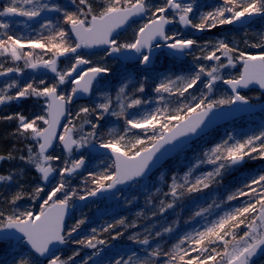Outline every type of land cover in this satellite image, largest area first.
I'll return each mask as SVG.
<instances>
[{
    "label": "snow or ice",
    "instance_id": "snow-or-ice-1",
    "mask_svg": "<svg viewBox=\"0 0 264 264\" xmlns=\"http://www.w3.org/2000/svg\"><path fill=\"white\" fill-rule=\"evenodd\" d=\"M72 3L77 4V0H72ZM194 4L195 0L188 3H182L180 0H163L161 4H153L151 0H103L99 10H94L89 0H78V5L82 7H77L76 11H68L59 4H49L43 0H9V3L0 10V18L19 16L26 17L27 21L41 17L45 12L62 13L63 22L68 26L67 29L59 27L51 19H47L40 25L41 29L49 32L47 36L41 32L35 38H26L9 34V30L17 21L0 19V29L4 30L0 34V57H10L12 61L23 60L24 68L33 70L42 68L55 75V82L51 84L41 79L38 83L33 80L21 86L18 81L12 80L0 88V105L22 98L43 99L46 105L44 115L37 114L30 119L21 113H15L0 117V120H17L13 135L35 141V145H28V154L19 157L21 161L35 168L45 182H48L54 173L60 177L59 182L46 194L47 198L43 200L38 213L32 210H14L12 214L5 216V213L0 211V243L8 242L10 230H15L23 235L32 249L28 257L21 255L16 258L14 264H42L38 257H44L47 264H75V257L80 255L77 250L64 259L57 254L55 246L68 243L73 234L78 233L87 222V217H83L70 230L65 229V217L72 206L70 201L78 195L76 190L69 187L71 182L69 178L85 167L87 157L81 153L78 158L65 160L64 166L58 169L54 162L59 161L60 157L52 155L49 150L57 141L70 155L74 151L95 146L93 141H96V129L100 126L98 122L86 120V123L92 124L93 130L81 135L79 139L74 138L76 128L71 119L59 136L56 135L57 128L61 118L65 117L66 113L70 115L68 105L73 103L74 98L78 94L91 95L94 88L100 91L102 86L97 87L98 78L109 74L111 69L94 65L91 59L86 58L78 50L106 45V56H112L114 53L122 55L135 53L137 55L134 58L147 71L152 64L154 48H166L170 50L168 55L180 57L198 45L195 39L182 38L178 33L170 35L166 31L168 25L179 23L204 32L217 26L237 23L243 25L253 17H264V0H222L221 6L199 14L198 22H194L192 16ZM133 17L147 19L138 28L131 42L120 43L116 39L117 30L128 24ZM261 39L264 41V36ZM209 45L211 50L207 51ZM253 46L264 47V44ZM25 47L31 51L24 52ZM36 49L42 50L44 54L50 53V58L44 59L42 55L34 57ZM201 53L202 55L196 59L214 63L210 66L197 64L187 75L177 76L175 79L165 77L154 89L161 104H165L166 96L177 98L178 106L174 110L165 105L143 111L144 106L150 101L140 98L136 93L145 92L144 83H140L132 94L126 91L127 84L122 85L115 96L116 108H113V99L107 91L102 92V103L91 109L80 108L76 113L77 118L81 114L87 116L98 112L97 121L103 120L107 114L122 118L125 128L124 135H114L107 141H98L99 149H107L115 157L114 170L105 168L103 172H90L88 175L94 187L88 189L85 195H79V200L108 193L118 185L144 177L150 170V165L164 155L161 149L166 144L178 140L181 136L197 135L198 131L207 126L206 120L211 122L219 115L227 114L220 111L225 107L231 109L233 105H249V98L241 94V88L258 84L264 89V54H246L237 47L230 46L226 40L207 42L201 47ZM69 56L74 62L63 70L59 69V59ZM238 62H242L243 72L238 77L226 79L222 73L229 67H235ZM24 68H5L0 64V76L22 73ZM147 79L145 76L144 80ZM218 82L228 85L232 94L212 98ZM63 85H68L70 91L62 90ZM198 85L207 90L200 91L199 96L190 92L194 89L199 90ZM12 89H16L14 94H10ZM189 100L190 102H186ZM130 109L138 111L133 113L129 111ZM134 129L140 130L142 135L133 133L134 140L130 139L125 143L126 136ZM167 151L168 149H165V152ZM157 153H160V156H157ZM14 159L16 157L11 152L0 154V161ZM246 159L264 160V130L242 139L228 135L226 139L204 152L202 158H198L182 178L177 179L175 176L172 178L169 192L165 195L173 199L170 202H160V213L172 209L181 198L202 193L214 184L220 183L229 169L242 165ZM205 164L212 165V170L194 176L196 169ZM14 179L12 173L0 174V183L7 184ZM42 192H44L42 186H37L31 193L18 190L7 202L16 206L18 201L25 198H39ZM60 193H63L62 198L58 196ZM242 196H249V202L210 221L203 230L185 233L170 251L162 252L157 245L145 259L139 258L135 252L127 257L102 256L104 249L99 246L106 245L107 241L99 238L96 228L91 229L92 235L72 240V243L95 250L82 264H88V261H93V264H152L151 258L161 255L168 257L166 264H252L253 258L264 250V173L252 178L243 189L229 194L227 200L234 201ZM211 208L212 205L201 208L194 216L203 217L211 212ZM124 224L125 220L120 219L99 231H109ZM242 225L245 230L242 233L236 231ZM130 226L135 227L134 224ZM172 231L173 228L166 227L163 233ZM163 233L157 231L154 235L161 237ZM121 235V232H117L111 239H117ZM229 236L231 239L226 238ZM129 240L140 245H150L149 236L141 239L139 233L129 236ZM217 245L223 250L218 251ZM192 253L196 255L193 256Z\"/></svg>",
    "mask_w": 264,
    "mask_h": 264
},
{
    "label": "trees",
    "instance_id": "trees-1",
    "mask_svg": "<svg viewBox=\"0 0 264 264\" xmlns=\"http://www.w3.org/2000/svg\"><path fill=\"white\" fill-rule=\"evenodd\" d=\"M202 6L205 7L203 4H201L198 8V11L201 10ZM211 6L212 5H209L208 7ZM261 28L264 29V24H262ZM177 64L179 66L176 68ZM186 64V61L180 62L175 59H168L167 63H165V66L160 64L158 67H155L152 74L146 73V75H142L140 72H136L135 74L131 75L132 78L130 79L124 75H117V80L115 82L112 81L113 79L111 80L110 89L111 91L115 92L110 95L115 96L117 93L116 91H118L119 88L124 84H127L126 91L128 94H132L135 92V89L139 87L140 83H144L145 92L136 93V95L140 98L150 101V103L144 106L143 111L146 110L145 108H149L151 105L160 107L161 103L159 102L157 94L154 91L155 87L165 77L175 79L177 76H180V74L176 75L175 69L180 72L181 70L185 71L188 69ZM4 67H18V65L15 63V61L9 60L4 63ZM169 71L171 74H173V76L170 75ZM145 76L148 77L146 81L144 80ZM258 95L261 96L260 93H258L257 96ZM98 99L99 98L97 97L96 100ZM94 100L95 97H93L89 103L93 105V103L96 101ZM93 106L91 108H94ZM19 109H23V114L31 117L30 111L32 108L30 107V104L25 106V108H13L11 106L10 111L8 110L7 112L4 107H1L0 117L7 116L10 113L12 114L15 112V110ZM129 111L134 113L137 112L138 109H130ZM97 115L98 112L91 113L90 115H87L86 118L87 120L93 118V123L98 122L100 125L96 129V142L100 140L107 141L111 123L105 119L97 121ZM251 117L264 119V113ZM243 120L244 118L242 120L240 119V121ZM0 122H2V120H0ZM121 128L122 131H124L125 123L121 125ZM223 130H225V133L229 130V128L225 127ZM250 134L252 135L253 133ZM9 135L10 132L4 126L0 125V154L12 152V146H15L14 142L12 141L13 136ZM208 138V136L201 137L199 140L189 145L190 148L187 147L189 149L182 151L174 159L166 163L164 167L151 178L144 181H139L133 184L127 191L120 192L122 193L123 197L122 203L118 209L112 208L113 210L107 212L106 215H102L99 218L91 219L90 215H87V222L80 228L78 233L73 234V236L69 239L66 248L62 249L57 254L61 255L62 258L67 259L69 256L73 255L75 251L79 250L80 255L75 257V264H82L83 260L87 259V257L95 250L84 248L80 245L72 243V240L90 236L93 234L91 229L96 228L98 230L99 238L107 241L106 245L99 246L104 249V251L101 253L102 256L118 258V255H124L127 257L128 255H131L135 252L139 258L145 259L148 257V254L152 251V249L157 247V245H159L162 252L170 251L173 245H175L185 233L194 232L195 230H203V227L207 226L210 221H214L225 212L231 211L233 208L243 206L249 202V196H242L234 201H228L227 196L238 189H243L244 185L246 183H250L252 178L264 173V160L257 159L253 161L246 159V162L242 164L239 170L230 171L229 169L223 175L222 181L220 183L214 184L211 188L205 190L202 193H195L190 196H185L181 198L172 209L160 213V202H170L173 199L171 196L165 195V193L169 192L172 178L174 176L177 179L182 178L185 173L189 171L192 165L196 163L197 159L202 158L204 152L208 151V149L211 147H214L217 143H220L219 134L215 139L209 140ZM243 138L246 137L243 136ZM16 144L18 143L16 142ZM107 168L109 170H114L112 163H107ZM212 168V165H201L198 169H196L193 175L195 176L203 172L211 171ZM90 172L91 171H89V173ZM83 181L85 182L84 185L76 188L78 194L77 197L79 195L86 194L88 189L94 187V185L91 183L90 177L85 176ZM11 190L8 188L5 191L4 189L0 188V193L3 195L10 192ZM12 195L13 191L9 197ZM77 197H73V199H76ZM209 205H212L210 213L205 214L203 217L194 216L196 211L200 210L201 208H207ZM217 205L219 206L217 207ZM76 214L77 213H75V215L67 223L66 231L70 230L73 226L71 225L72 219L74 224L80 219L76 216ZM120 219L125 220L124 225H118L116 228L105 232L99 231L100 229L106 228L108 224H115ZM133 224L135 227L130 226ZM166 227L173 228V231L171 233H163V230ZM244 230L245 229L242 225L236 231L242 233ZM157 231L162 232L163 235L161 237H155L154 234ZM117 232H121L122 235L117 239H111V237L115 236ZM137 233L140 234L141 239L146 235L149 236L150 245H140L129 240V236L135 235ZM226 238L231 239L230 236ZM217 250L222 251L223 249L221 246L217 245ZM29 253L31 252L26 251L27 255H29ZM12 255L13 253L9 252L0 254V264H14L15 260L12 259ZM192 255L194 256L196 253H192ZM151 260L152 264H166L168 257L161 255L160 257H152ZM39 261L41 260L39 259ZM41 262L42 264H45L44 261ZM256 262H258V260L252 262V264H256ZM88 264H93V261H88Z\"/></svg>",
    "mask_w": 264,
    "mask_h": 264
},
{
    "label": "rangeland",
    "instance_id": "rangeland-1",
    "mask_svg": "<svg viewBox=\"0 0 264 264\" xmlns=\"http://www.w3.org/2000/svg\"><path fill=\"white\" fill-rule=\"evenodd\" d=\"M206 1L207 0H195L194 13L192 15L193 16L195 15L197 22H198V17H197V14H195L196 10L199 8V6L201 4H204ZM0 2H1V0H0ZM43 2H46L49 4H52V3L59 4L61 7L65 8L68 11H76L77 7H82V6L78 5V0H77V4H73L72 0H43ZM89 2L92 3L94 10L95 9L99 10V8L102 5L103 0H89ZM188 2H191V0H187L183 3H188ZM5 3L6 4H4V5L6 6L9 3V0H5ZM151 3L161 4V3H163V0H151ZM218 5L221 6L222 3L220 2V4H218ZM0 19H4V20L13 19V20L17 21V23H15L11 27V29L9 30V34H14L18 37L28 36V34H30V33H26L27 32L26 28H27V26H31L33 24H34V26L31 28L32 30H30V31H33L35 28H38L40 31L41 30V28H40L41 23H43L47 19H51L52 21H55V24H58L59 27H64L66 29L68 27L63 22L62 13H56V12L42 13L41 17L36 18L33 21H27L26 17H22L21 19L3 17ZM142 24H143L142 22H140L139 24L138 23L134 24L135 26L133 25L121 38L118 39V41L120 43L131 42L135 38V33L138 30L139 26H141ZM3 31H4L3 29H0V34H2ZM41 32H43V33L46 32L49 34V32L45 29H42ZM174 33L180 34V36L182 38L190 39L188 34H186L185 32H182L179 25L170 29L169 34L171 35ZM189 34H194V32H189ZM262 36H264V29H258L255 32L253 31L252 33H250V35L246 31V29H238V30L235 29L234 30L233 28L224 29L223 32H221L218 36L217 35H211V34H205L204 37L197 38L198 45L194 46L192 52L188 54V57L185 60L187 62L186 65H187L188 69L184 71V70H181V68H180L181 72L177 71V69H175V73H176V75L180 74V76L181 75H187L189 71L195 69L197 64L202 63V64H205L208 66L213 64L214 61H204L202 59H196V57H200L202 55L201 47L205 46L206 43L209 41L215 42L218 40H226L230 44V46H235L240 51H244L246 54H249V55L264 54V47H258V46L254 47L253 46V45L264 44V41H262V39H261ZM206 50L210 51L211 46L209 45ZM28 51H31V49H29L28 47H25L24 52H28ZM33 55H34V57H39L42 55L44 59H49L51 56L50 53L44 54L42 52V50H40V49H36L34 51ZM85 56H86V58L91 59L93 61L94 65L109 67L111 69L110 75H116V76L117 75H124V76H127L129 79L131 78L130 72L133 70L132 68L128 69L129 71L125 70V69H127L125 66H121L117 63L111 62L110 60L107 59L105 54L99 53V54H95V55H91V56H88V55H85ZM4 58H6V59H4ZM9 60H11V59L8 57H0V64L4 65V63H6V61H9ZM73 62L74 61L72 58H68V59L60 62V64L58 65V68L63 70L65 68L69 67L71 65V63H73ZM225 62H226V60H225ZM15 63L18 65V67L19 66L24 67V61L23 60L15 61ZM241 65H242V62H238L235 67H229L222 74L224 75V77L226 79L238 77L240 75V72H241L240 71ZM177 66H179V65L177 64L176 68H177ZM152 71L153 70L149 71L148 73L151 74ZM46 72H48V71L44 70V69H41L38 71L36 70L33 73V78L38 79V81L41 79H44L49 84L54 83V81H55L54 76L55 75H53L52 78H49L50 75H48ZM169 73H170V71H169ZM170 75L173 76V74H171V73H170ZM111 79H112V77L111 78L105 77L104 79L101 80V82L97 86V87L102 86V88L99 91V97H98L99 99L96 100L95 103H93L94 106L92 104H88V103H81V104L74 105L73 111L71 113L72 116L70 118L72 120V123L75 125V128H76V131L74 132V134H75L74 138L79 139L81 135H86L87 133H89L93 130L92 124L85 122L87 120V118H85L86 117L85 114H81V116L79 118H77L76 113L79 112L81 107H89L90 108L92 106L95 107L96 105L102 103L103 102L102 92L109 90V87L111 84ZM12 80L18 81V83L21 86H23V82H22L23 79L22 78L21 79L13 78V79H6L2 83H0V88L4 87L6 85V83L11 82ZM68 88H69L68 85L61 86L62 90L67 91ZM198 89L199 90H195V89L191 90L190 92H194L197 96H199L200 91H205V92L207 91L206 89H203L202 85H198ZM15 91H16V89H12L10 94H14ZM116 92H118V91H116ZM257 94L258 93L256 91L251 90V91L246 92L245 96H247L248 98H251L252 100L258 101V100H260L261 96H259V95L257 96ZM227 95H231V93L225 88L223 82H218L216 87H215L214 92L212 93V98H220L222 96H227ZM115 96H116V94H115ZM115 96L114 95L111 96L113 99V108H116ZM22 99L17 100V101H13V103L16 104L19 101H22ZM186 102H190V100L186 101ZM17 105L18 104H16V106ZM114 105H115V107H114ZM165 105L170 110H174L178 106L177 98L166 96L165 104H161L160 107H163ZM1 107H5L4 109L7 108V110H6V112H7L9 110L8 108H10L11 106H10V103H8V104L0 105V110H1ZM40 107L41 108L38 109L39 111H37V114L44 115L46 112L45 103L41 104ZM155 108H157V106L151 105V106H149V108L148 107L145 108L146 110H144V111L154 110ZM15 113H21V111L15 110V112L12 114H15ZM104 119L109 121V123H111V128L109 130V137L107 140L112 139L114 135H117V136L118 135H124V131H122V128H121V125L124 123V120H122L121 118L118 119L115 116H111V115H107V114H105ZM90 120L93 123L94 119L91 118ZM238 121H240V120H238ZM17 124H18V121L15 119H13L11 121L2 120V122H0V125L4 126L10 132V135L13 136V138L12 137L11 138H12V141L14 142L15 146H12V152L11 153L16 157V159H14V160L0 161V174L8 175V174L12 173L15 176V179L12 182H9L7 184L0 183V188L4 189L5 191L8 188H10V190L13 189L10 192L5 193L3 195L0 193V211H3L5 213V216L12 214V212L14 210L15 211L32 210L34 213H38L40 205L43 203V200L47 198L46 194L51 190V187L55 186V184L58 183L60 180V177L58 175H56V178L51 183H49V184L40 183L41 182V176L36 171V169L31 167V166L26 165L23 161H21L19 159V157L21 155L26 156L28 154V145L29 144L35 145V141L23 139L21 137H17L15 135H13V133L15 132V129L17 127ZM67 125H68V120H67L65 126H67ZM230 125L221 127V129L214 131L213 133L209 134L208 139L209 140L215 139L216 136H218V134H219L220 142H221L222 140L226 139L228 135H233L237 139H242L243 136L247 137V136L251 135L250 133H253V134L259 133V131L264 130V119L255 118V117H246V118H244L243 121H240L237 123H232ZM44 126H46V125H44ZM234 126H235V128H234ZM225 127H228L229 130L224 133L225 130H223V129ZM113 130H115V132H113ZM133 133L138 134V135H142L140 130L134 129V130H132V132H129L128 135L126 136L125 143H127L130 139L134 140L135 137H134ZM16 142H19V145H17ZM93 142H96V141H93ZM189 148H186L185 150H187ZM33 150H35V148ZM81 153H83V155L85 157H87V160H86L85 167L80 169L77 174H75L74 176L69 178L71 181L69 187L71 189H74V190H76V188L84 185L85 182L83 181V179H85V176L89 177V175H88L89 171H91V173L103 172L105 170V168H107V163H112V166H113L112 160H110L108 158H100V157H98V155L91 153L88 150V148L80 149L78 151H74V153L70 155L69 153H65L61 147L57 146L55 149V152L52 153V155L60 157L59 161L54 162L55 165L57 166V168L59 169V168L64 166L65 160H71V159L78 158L81 155ZM241 166L242 165L235 167V168H232V169H230V171H237V170H239V168ZM37 186L44 187V192L40 193L39 198H37V199L25 198L23 200L18 201L16 206H13L10 203L6 202L11 198L9 196L12 193V191H13V194L18 190H22L25 193H31L32 190L35 189ZM58 196H60L62 198L63 193L58 194ZM122 197H123L122 193L118 192V193H116V195L114 194V196L112 195L111 197H109L107 199L95 200V201L85 205L84 207L79 208L76 216L80 219L83 218L84 216L88 217L87 215H90L91 219L92 218H99L102 215L104 216V215H106L107 212H109L113 209H118L120 207V205L122 203ZM74 200H75V198L72 199V201H70V202H73ZM125 202H128V201H125ZM71 225H74L73 219L71 220ZM23 250H24V245L21 242L19 244H16V245H13L11 242L0 243V254H3L5 252L13 253L12 259H14V260H16V258H18L21 255L28 257V255L26 253H24ZM45 264H47V262H45ZM256 264H264V257L261 258L260 260H258V262H256Z\"/></svg>",
    "mask_w": 264,
    "mask_h": 264
},
{
    "label": "water",
    "instance_id": "water-1",
    "mask_svg": "<svg viewBox=\"0 0 264 264\" xmlns=\"http://www.w3.org/2000/svg\"><path fill=\"white\" fill-rule=\"evenodd\" d=\"M181 1H183V0H180V2ZM142 18L143 17H133L128 22V24H126L123 28L117 30L118 34L121 33V32H123V31H125L127 29V27L129 26V24H131L133 21H139ZM255 18H257V17H253V18H251V20H253ZM250 21H245V23L243 25L240 24V23H237L235 25L236 26H246ZM168 26H170V25H168ZM181 26H182V28L184 30H186L188 28V27H185L182 24H181ZM166 30H167V28H166ZM161 43H163V41H161ZM103 49H107V46L106 45H101V46H97V47L90 48V49H84V50L86 52H95V51H99V50H103ZM162 51H166L168 53L170 50H168L166 48L165 49H157V48H154L153 49L152 64L149 67H152L153 66L157 55L160 52H162ZM191 51H192V49L190 50V52ZM136 55L137 54H135V53H127V54H124V55L114 53L110 57L118 58L123 63H135V62L138 61L137 59L134 58ZM124 56H127L129 58H124ZM186 57H187V54H185L183 56H180V57H176V58H178L180 60H184V59H186ZM62 58H65V57H61L60 59H62ZM82 67H85V66H82ZM242 72H243V65H242V68H241V73ZM2 78H4V76H0V80ZM226 88L232 94L231 89H230V87L228 85H226ZM251 89H256V90L260 91L264 95V89L260 88V86L258 84H252L248 88H241L240 89V92H241V94H243V92H246L247 90H251ZM91 95L78 94L74 98L73 103H75L76 101H79V100H87V99H89L91 97ZM249 101H250L249 105H233L231 109H229L227 107H225L224 109H221L220 110L221 113H227V114L219 115L218 117L212 119L211 122H209L208 120H206L205 121V124L207 126L204 127L202 131H198V134L197 135L181 136V137H179L178 140L173 141L170 144H166L165 147L161 149V153H164V155L161 156V158L158 161H155L153 165H150V170L145 174L144 177H141V178H139L136 181H132V182H129V183H126V184L118 185L116 189H113V190H111L108 193L98 194L96 197H89L87 200H83V201L82 200H79V199H76L75 201L71 202L70 205H72V206H70V208L68 210V213H67V215L65 217V227H66V224H67L68 219L81 206H83V205H85V204H87V203H89V202H91L93 200H96V199H101L103 197H109L111 194H113V193H115V192H117V191H119L121 189L127 190L133 183L150 178L160 168H162L164 164H166L169 160H171L177 154H179L181 151H183V149L185 147H187L189 144L195 142L196 140L200 139L202 136H205L208 133L212 132L217 127H219V126H221L223 124H227L229 122L235 121V120H237V119H239L241 117H244V116H247V115H253V114L259 113V112H261V111L264 110V98L262 100H260V101H257V102H253L250 99H249ZM66 119H67V113H66L65 117L61 118V120H60L59 126L57 128V133H56L57 136H59L60 131L62 129V126L65 123ZM174 125H173V127H174ZM57 142L54 143L53 148L50 149L49 152H51L54 149V147L56 146ZM93 145H95V146H90L88 148L89 151H91L93 153H97L101 157H108V158L112 159L113 162H114L115 157L113 156V154L109 150H107V149H99L98 148V143H96V142H93ZM165 149H168V151L165 152ZM157 156H160V153H157ZM55 176H56V174L54 173L53 176L49 178V181H51ZM9 241H12L13 244H17L19 242H24L25 247L29 251L32 252V249L27 244L26 239L23 237V235L21 233H19V232H16L15 230H10V239H9ZM66 246H67V243L66 244H58L55 247L59 251V250L65 248ZM263 256H264V250H261L253 258V261H255L257 259H260ZM39 258L42 259V260H46L44 257H39Z\"/></svg>",
    "mask_w": 264,
    "mask_h": 264
},
{
    "label": "flooded vegetation",
    "instance_id": "flooded-vegetation-1",
    "mask_svg": "<svg viewBox=\"0 0 264 264\" xmlns=\"http://www.w3.org/2000/svg\"><path fill=\"white\" fill-rule=\"evenodd\" d=\"M185 1H187V0H183V1H181L182 3L183 2H185ZM220 2L222 3V0H207L203 5L205 6V7H203L202 6V8H201V10H199L198 11V9L196 10V13L195 14H197V17L199 18V14H202V13H205V12H208V11H212L214 8H216V7H219V5L218 4H220ZM4 4H6L5 3V0H1V2H0V10H2L3 9V7L5 6ZM207 5V6H206ZM209 5H212L211 7H208ZM208 7V8H207ZM193 16V15H192ZM7 18H9V17H7ZM14 18H16V19H21L22 17H14ZM147 19V17H143L141 20H139V21H133L131 24H129V26L127 27V29L125 30V31H123V32H121V33H119L118 35H116V39L118 40L119 38H121L134 24H139L140 22H142V23H144L145 22V20ZM193 19H194V22L197 20L196 18H195V15L193 16ZM197 22V21H196ZM53 23L55 24V21H53ZM262 24H264V17H257V18H255V19H253V20H251L246 26H236L235 24H233V25H223V26H217L216 28H214V29H211V30H206V31H204V32H200V31H198V30H196V29H193V28H191L190 26L186 29V30H184L183 28H182V26H181V24H179V23H173L172 25H170V26H168L167 27V30L166 31H168V33H169V31H170V29H172L173 27H175V26H180V28H181V30H182V32H185L186 34H188V36H189V38L190 39H195V40H197V38H199V37H204L205 36V34H211V35H219L221 32H223V30L224 29H226V28H233L234 30L236 29V30H238V29H246V31L248 32V34L250 35V33H252L253 31L255 32V31H257L258 29H262L261 27H262ZM143 25V24H142ZM141 25V26H142ZM34 26V24L33 25H31V26H27V28H26V30H27V32L26 33H30V34H28V36H26V38L27 37H30V38H35V37H37L40 33H41V30L39 31V29L38 28H35L33 31H30V30H32L31 28ZM135 26V25H134ZM140 27V26H139ZM37 30V31H36ZM29 31V32H28ZM36 31V32H35ZM189 32H194V34H189ZM71 34V33H70ZM43 35H45V36H47L48 35V33H43ZM73 39H74V37H73ZM194 48V47H193ZM80 52H81V54H83V55H88V56H91V55H95V54H99V53H101V54H105V56H106V49H103V50H99V51H95V52H86L84 49L83 50H79ZM107 57V59L108 60H110L111 62H113V63H117V64H119V65H121V66H125L127 69H125V70H127V71H129L128 69H133L130 73H131V75H133V74H135L136 72H140L142 75H146V73L148 74V72L149 71H151V70H153L154 71V68L155 67H158L160 64L163 66H165V63H167V61H168V59H177V58H175L174 56H170V55H168V53L166 52V51H162V52H160L158 55H157V57H156V59H155V62H154V64H153V66L152 67H148V69H147V71L145 70V68H144V66H142V65H140L139 64V62L137 61V62H135V63H123L120 59H118V58H113V57H110V56H106ZM68 58H72L71 56H69V57H65V58H62V59H59V61H58V65L60 64V62H62V61H64V60H66V59H68ZM4 59H6V58H4ZM187 59V58H186ZM180 62H182L181 60H179ZM20 67V66H19ZM85 67H87V66H85ZM107 67V66H106ZM241 67H242V65L240 66V71H241ZM42 69V68H41ZM41 69H36L37 71L38 70H41ZM36 70H33V69H28V68H26V69H24V71L22 72V73H10V74H8L7 76H4V78H2L1 80H0V83H2L3 81H5L6 79H13V78H16V79H23V85L24 84H26V83H29V82H32L33 80H35L37 83H38V79H34L33 78V73L36 71ZM44 70H46V69H44ZM153 71L151 72V74L153 73ZM48 75H50V77L49 78H52L53 77V73H51V72H46ZM129 73V72H128ZM111 73H109V74H107V75H102L100 78H99V83L101 82V80L102 79H104L105 77H109V78H111L112 77V81H116L117 80V78H116V75H110ZM130 75V77L132 78V76ZM55 77V76H54ZM44 78V77H43ZM48 78V79H49ZM55 82V81H54ZM224 86H225V88H226V84H224ZM69 87V86H68ZM63 89V88H62ZM109 89H110V87H109ZM227 89V88H226ZM252 90V89H251ZM251 90H247L246 92H248V91H251ZM66 91V90H65ZM67 91H70V88H68L67 89ZM254 91H256L257 93H260L259 91H257V90H254ZM108 93H110V94H113L115 91H111V89L110 90H108L107 91ZM245 92V93H246ZM244 93V94H245ZM93 97H95V100H96V98L97 97H99V91H97L96 90V88H94V90H93V93H92V95H91V97L89 98V99H87V100H79V101H76L75 103H72L71 105H68V108H69V111H70V115L69 114H67V119H66V121H65V123L63 124V126H62V129H61V131H60V134L59 135H61V133L63 132V128L65 127V125H66V122H67V120H69L70 118H71V116H72V111H73V108H74V105H77V104H81V103H88V104H91V103H89V101L93 98ZM260 99H262V96H261V98ZM94 100V101H95ZM44 103V101H43V99H40V100H37L36 98H28V99H22V101H19L18 103H16V104H18L17 106H16V104L15 103H13V102H10V106H12L13 108H17V107H22V108H25V106H27L28 104H30V107L32 108V110L30 111V114H31V117L30 116H28V115H25V114H23L24 112L22 111L23 109H19L20 111H21V114H23V115H25L26 117H28V118H33L35 115H37V111H39L38 109H40L41 107H40V105L41 104H43ZM5 108V107H4ZM9 110H10V108H8ZM90 109H91V107H90ZM6 110H7V108H6ZM17 111V110H16ZM10 113V112H9ZM262 113H264V111H262L261 112V114ZM9 115H11V113L9 114ZM86 116V115H85ZM87 117V116H86ZM85 117V118H86ZM74 136H75V134H74ZM18 144L17 145H19V142H17ZM59 147H61L60 146V144H59ZM55 152V147H54V149L50 152L51 154L52 153H54ZM54 179H55V177L51 180V181H49V182H45V181H43L42 179H41V182L40 183H44V184H49V183H51L52 181H54ZM66 229V228H65ZM26 250V249H25ZM23 251L24 253H26V251H28V250H26V251Z\"/></svg>",
    "mask_w": 264,
    "mask_h": 264
}]
</instances>
